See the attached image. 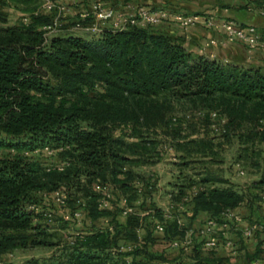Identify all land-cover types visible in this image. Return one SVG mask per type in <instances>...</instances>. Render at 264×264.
Wrapping results in <instances>:
<instances>
[{
    "label": "trees",
    "instance_id": "obj_1",
    "mask_svg": "<svg viewBox=\"0 0 264 264\" xmlns=\"http://www.w3.org/2000/svg\"><path fill=\"white\" fill-rule=\"evenodd\" d=\"M1 1L21 6L30 0ZM253 2L259 5V0ZM48 26L52 22L47 13L31 12L27 21L15 24H7L0 13V256L16 248L50 246L53 254L29 264H229V257L214 256L212 247L194 245L187 258L167 259L151 252L148 247L158 239L167 246L183 240L186 229L178 228L176 220L166 221L157 207L149 221L134 214L130 201L138 192L130 183L134 173L125 165L147 163V153L153 150V142L142 139L139 125L155 124L160 110L147 100L159 94L190 101L218 97L228 105L251 104L264 113V67L190 52L179 36L155 26L105 25L94 36L47 35ZM221 134L226 137L227 131ZM255 135L264 148V125ZM203 142L207 141H191ZM44 148H63L54 155L68 166L52 169L56 162L38 157ZM260 163L261 174L253 185L264 195V154ZM80 180L85 183L79 189ZM171 184L170 201L181 205L186 189L208 185L192 198L191 212L204 211L216 223H222L226 209L233 210L244 200L250 205L243 190L214 171L206 170L197 179L178 176ZM103 188L112 193L113 213L97 206ZM115 190L121 195L118 199ZM54 192L63 193L66 202L70 194H80L71 201L84 204L89 221L64 242L51 241L45 230L52 221L44 217L48 199L42 193ZM121 198L132 209L123 224L115 220ZM102 217L110 219L111 229L101 227ZM157 224L163 228L159 236ZM138 228L145 231L141 243L117 251L122 242L137 240ZM262 241L256 238L242 264L264 261Z\"/></svg>",
    "mask_w": 264,
    "mask_h": 264
},
{
    "label": "rangeland",
    "instance_id": "obj_2",
    "mask_svg": "<svg viewBox=\"0 0 264 264\" xmlns=\"http://www.w3.org/2000/svg\"><path fill=\"white\" fill-rule=\"evenodd\" d=\"M42 3L43 0H30L20 6L19 4L0 0V13L4 15L7 24H15L21 21L25 22L29 18V13L31 12L35 14L45 13L41 8ZM259 6L258 2H256V4L253 3V8L249 12L255 10V14L259 16L256 12ZM47 15L49 19H51L53 28L47 35L70 33L80 36H90L74 28L76 23L81 24L78 18L71 21L72 19H68L66 15L63 16L62 12L57 14L56 10L50 11ZM56 16L60 24L53 27V19ZM90 22L91 20L85 21L86 24ZM251 25L264 33V26ZM220 100L221 99L218 97H211L205 101L174 100L166 94H159L147 101L154 103L156 108L160 110V119L148 128L139 125V131L142 139L152 141L155 146L160 145L166 152H168L169 147H172L173 152L176 154V160L179 163L187 162V164H189L186 169L189 176H194V171L197 172L202 166L206 165L208 168L217 171L220 175L224 177L227 176L236 188L245 190L248 193V189H257L253 185V182L256 181L261 174L259 165H261L260 160L264 154V148L255 134L259 131V128L264 125V113L254 110L255 108L251 104L244 106L237 104L228 105L226 99H223V101ZM211 112H216L222 118L224 117L222 128L227 131L226 137H223L225 133L223 135L210 134L209 127L212 122L209 119V113ZM172 117L179 120V125L172 126L173 124H169L170 118ZM240 120H244L241 127L238 125ZM192 140H205L207 142L194 145V143H191ZM211 140L215 142H211ZM38 157L45 160L47 163L58 162V157L55 155L49 156L44 153ZM163 157L164 156L159 155H157L156 158L155 156H150L155 164L164 166V164L167 165V163H171L162 162ZM165 157L168 156L166 155ZM191 167L195 168L191 169ZM141 170L144 171L143 169ZM141 170L139 169V171ZM239 170L242 171V174L238 173ZM84 183V180H80L77 188L80 189ZM96 187L97 186H95V188ZM73 191L77 192L75 190ZM70 193H73L72 190ZM74 197L81 198L80 194H70V196H67V202L64 207L57 204L54 198L46 200L44 207L52 216V224L46 226L45 230L46 233L50 235L48 239L51 241L64 242L70 238L72 233L81 231L85 227L86 222H84V219L87 217L85 213L78 221L74 222L66 221L68 222L66 223L62 218L63 215L68 212L70 213L69 210L76 208L80 211L82 210L78 201H71ZM251 198L255 199H251L250 204L258 210L259 206L256 204L257 197L252 196ZM165 201L166 199H162L161 202H164V204L159 205L163 210L166 209L167 212H169L171 209L169 210ZM120 215L119 213L118 217ZM117 219L119 220V218L116 217V220ZM251 222L255 223V221ZM41 223H43V221H41ZM157 233L159 234L160 232L156 230V234ZM176 241L178 242V240ZM191 244L192 241L189 239V236H185L183 241L177 243L174 247L156 242L148 248L151 252L161 253L165 257H172L173 254L177 255V253L186 257V252L189 251L188 248ZM121 245L125 246L128 245V243L122 242L120 246ZM53 252L54 248L50 246L16 248L1 255L0 264H29L32 260L46 258L53 254ZM228 261H231L229 264H242L243 262L241 257H231Z\"/></svg>",
    "mask_w": 264,
    "mask_h": 264
},
{
    "label": "crops",
    "instance_id": "obj_3",
    "mask_svg": "<svg viewBox=\"0 0 264 264\" xmlns=\"http://www.w3.org/2000/svg\"><path fill=\"white\" fill-rule=\"evenodd\" d=\"M94 1H101V3L106 7L116 10L127 11V9H132L137 6L167 8L170 11L185 14L214 15L216 18L230 19L237 23L254 24L261 27L264 26V17L257 16L255 14V10L252 12L247 11L244 5L238 0H63V16L66 15L68 19L70 18L72 19L71 21H73L79 17L81 12L89 10ZM155 28L159 31L179 36L186 49L190 52L196 53L197 48L205 39L212 38L216 39L217 43L209 47L207 52L212 53L216 59L241 66L264 67L263 52L257 50L247 54L241 45L237 43L224 42L222 33L207 30L201 25L191 27L186 34H183L174 23H160L156 25ZM211 142L215 141L211 140ZM147 155V163L125 165V170L134 173V178L130 181V183L133 187L137 188L138 192V195L130 201L134 214L141 218L146 217L147 221H149V219H151L152 209L157 207L163 210L159 204L163 205L164 202H161V200L166 199V205L169 210H171L167 212V210L164 209L163 218H165L168 222L176 220L178 228L186 229L185 236H189V239L192 241L191 246L188 248L189 251L186 252V257L177 253V255L173 254L172 257L166 258L173 259L178 257H190L192 255L191 249L194 245L197 248L200 247V249H206L207 247L203 245V242L206 241L208 236L203 232V227L209 217L204 211H199L195 215H192L191 201L197 192L205 189L208 185L195 184L186 189V194L183 198L184 203L181 205L170 201V191L173 188L171 183L177 181L178 176L184 177V179H197L201 176V173L206 170L214 171L216 173L218 172L205 165L197 172L194 171V176H189L186 170L189 164L186 166H178L179 162L176 160V154L173 152L172 147H169L168 152H166L165 149L160 147V145H153V150L149 151ZM157 155L164 156L163 160L161 159L162 162L171 163H167V165L164 164V166L155 164L150 156H155L156 158ZM166 155L168 157H165ZM193 168L195 167H191V169ZM139 169H143L144 171H139ZM196 173L199 174L196 175ZM221 176L224 177L223 175ZM224 178L233 184L227 176ZM243 191L247 194L248 200H251L252 196L257 197L256 204L259 208L256 210L254 206L248 204L247 200H244L233 209V212L238 216L237 220L229 221L226 229H222L218 222L215 224L214 234L217 237V243L214 247L210 248V250L214 252V256L222 255L229 258L241 257V259H243L245 252L251 253L253 251L257 237L260 240H264V229H261V226L264 225V204L259 200V198H262L263 195L258 188L253 190L248 189V193L245 190ZM115 197L117 199L121 197L119 191L117 190H115ZM254 199L255 198L252 200ZM118 204L121 209V204ZM112 211L114 210L110 209L111 213H113ZM118 214L119 213L116 212L115 220L117 217L119 220L117 219L116 221L123 224L126 218L122 215L118 217ZM251 221H255V223H252ZM250 225L256 226V229L253 231L255 234L246 237L242 234V229ZM138 229L137 240L134 243L128 242V244L135 245L141 243V239L145 235V231L143 230L144 228ZM155 235L159 236V234L156 233ZM157 242L164 244L159 239ZM202 254H206V252H202Z\"/></svg>",
    "mask_w": 264,
    "mask_h": 264
},
{
    "label": "built area",
    "instance_id": "obj_4",
    "mask_svg": "<svg viewBox=\"0 0 264 264\" xmlns=\"http://www.w3.org/2000/svg\"><path fill=\"white\" fill-rule=\"evenodd\" d=\"M63 0H43L41 8L45 13L56 10L57 14L61 13L64 9L62 5ZM240 1L247 11H251L253 8L254 0H238ZM259 7H257V14L259 16H264V0H259ZM91 20L89 24L81 25L76 23L74 28L81 30L84 33L94 36L100 32L101 27L107 25L112 29H128V28H148L154 27L160 23H174L178 29L186 34L191 27L201 25L207 30H211L217 33L223 34V41L228 43H237L241 45L247 54H250L254 51H261L264 53V33L258 30L255 26L251 24H242L237 23L230 19L216 18L214 15H192L185 14L181 12L170 11L164 8H149L145 6H137L132 9L126 10H116L110 7H106L101 1H94L89 10L81 12L79 14L78 20L85 21ZM60 24L57 21V16L53 19V27ZM45 28V27H43ZM48 33L52 31V26L46 27ZM217 40L212 38L205 39L201 45L197 48L196 53L204 55L210 59H214L212 53H208L207 49L212 45L216 44ZM209 119L212 122L210 125V134L217 135L223 131L222 123H224V117L222 118L218 113L211 112L209 114ZM176 118L171 119L172 124L175 122ZM63 148L58 149H49L44 148L43 152L46 155L53 156L56 152L62 151ZM68 161H61L55 163L51 166L52 169L57 171H62L64 167L68 166ZM239 174H242V171H238ZM44 199L54 198L55 202L62 207L66 205L65 195L60 192L54 193H42ZM112 193L110 190L103 188L102 196L97 200V206L99 209H111L114 210V207L111 203ZM79 202V201H78ZM261 202L264 204V195L261 198ZM119 203L121 204L120 214L126 216L132 211L130 206H127L126 200L121 198ZM81 206V211L79 209L69 210L67 214L63 215L62 218L68 222L78 221L82 215H84L85 210L83 209L84 204L79 202ZM44 217L48 222H51V214L46 211ZM222 223H219L222 229H226L229 221L237 220L238 216L233 212V210L226 209L221 213ZM87 223L88 220H85ZM216 221L212 219L206 220L203 232L208 236L206 241L203 242V245L206 247H214L217 243V237L214 234V226ZM101 227L111 229L110 219L108 217H102L100 219ZM155 229L161 231L163 228L161 225L157 224ZM256 229L255 225H250L242 229V234L246 237L252 235L253 231ZM261 229H264V225L261 226ZM183 241V240H181ZM181 241H173L171 246H176L177 243ZM185 243V242H182ZM187 243V242H186ZM137 246V244H128L121 245L117 251H129ZM262 248L264 249V240L262 241ZM263 263V260H254L252 264Z\"/></svg>",
    "mask_w": 264,
    "mask_h": 264
}]
</instances>
